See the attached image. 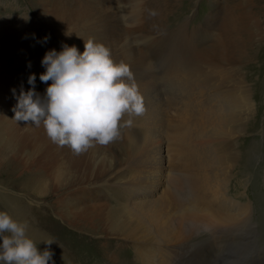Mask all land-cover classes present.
<instances>
[{
    "label": "bare ground",
    "instance_id": "obj_1",
    "mask_svg": "<svg viewBox=\"0 0 264 264\" xmlns=\"http://www.w3.org/2000/svg\"><path fill=\"white\" fill-rule=\"evenodd\" d=\"M78 1L67 0L62 14L48 16L44 13L53 1L41 0L36 4V10L43 11L36 14L41 23L26 18L24 24L15 26L12 20L4 31L10 35L19 32L23 39L51 33L81 53L84 40L92 38L110 49L115 62L121 51L127 55L117 63L124 61L130 66L144 97L145 112L133 117L130 127H122L119 138L76 155L68 146L53 143L43 126L32 125L28 130L35 142H45L38 153L40 160L53 153L45 167L54 157L71 159L62 171L70 178L65 179L63 191L57 195L64 203L61 219L70 225H82L91 232L87 241L97 247L108 237L116 239V249L107 253V258L92 261L90 250L78 255L43 231L37 221L41 216L31 207L26 211L34 224L18 212L21 202L12 207L6 200L3 205L11 207V213L6 211L26 223L27 235L32 239L39 243L48 238L57 241L50 246L40 243L42 251L46 247L52 250L55 264H131L121 258L127 249L135 255L134 264H240L242 259L252 257L256 248L250 246L253 241L247 240L248 231H252V220L247 217L251 210L247 211L246 201L228 194L229 177L211 170L224 167L231 174L246 156L243 139L257 125L258 108L252 99L243 96L244 79L238 76L241 71L235 65L247 50L250 20L263 11L253 10L252 0H211L215 8L204 21L191 24V11H183V18L174 25L170 17H174L178 6L171 1L89 0L95 10L92 13L85 4L77 6ZM191 1L196 6L198 0ZM110 6L130 20L126 21L128 25L119 29L118 22L108 23L112 19V13H107ZM74 10L81 15L70 28L69 12ZM130 29L139 35L133 37ZM259 35L261 43L264 32ZM127 47L129 51L124 50ZM152 61L160 65L158 73ZM141 66L146 70L141 71ZM6 85L16 92L15 96L0 98L5 113L17 104L21 89L17 82ZM250 120L255 124L247 125ZM43 197L41 194L40 200ZM171 199L179 204H172ZM16 211L19 214L15 218L12 214ZM201 228L203 236L198 231ZM227 236L240 239L225 242Z\"/></svg>",
    "mask_w": 264,
    "mask_h": 264
},
{
    "label": "rangeland",
    "instance_id": "obj_2",
    "mask_svg": "<svg viewBox=\"0 0 264 264\" xmlns=\"http://www.w3.org/2000/svg\"><path fill=\"white\" fill-rule=\"evenodd\" d=\"M39 1L41 0H0V98H9L13 96V92L6 85L7 82H17L20 86L23 85L24 90H29V88L32 87L27 82L30 74H36L35 91L43 96L48 85L41 82L39 79L40 74L46 71L41 61L47 51L55 49L59 52L62 50V45L65 44L63 41L61 42V40H56L51 33H46L38 37L29 36L23 39V37H19V32L10 35L4 31V29L11 24L12 20H14L15 26L24 24L26 18L30 21H38L41 23V21L36 18L37 13H43V11L36 10V4ZM48 1L50 3L51 1L54 2L48 5V13H44L48 16L51 15V13L62 14L66 9L67 0ZM167 1H171L178 6L174 12V17H176V19L173 16L170 17L171 19L173 18L172 22L174 21V25H176L180 17L183 18L184 12L186 13L189 11L192 13L190 23H201L215 8L211 0H198L196 6L191 0H162V2ZM80 4L88 6L90 10L89 13L95 12L89 0H79L77 6ZM252 4L253 10L263 12L257 15L255 17L256 19H251L257 21L258 30H256L255 21L253 23V21L250 20L246 38H254L252 40L250 38L248 39L247 50L243 58L244 61L236 62L235 68L240 69L241 74L238 76L241 77L240 79L245 80L242 81L243 88L241 91L243 89L245 90L243 96H248V100L252 99L258 108V116L256 117L257 125L256 127L254 125L253 128L249 130L250 134L246 136L245 140L243 139V142H245L244 145L246 146L243 152L246 156L243 160H239L231 169V174L228 173L227 168L224 167L211 170L212 173L218 172L221 177L228 176V194L234 196L236 199L246 201L247 211L248 209L251 210L250 212L248 211L247 217H250L253 221H251V227L254 232L251 230L248 231L247 240L253 241L250 246H255L256 254H253L252 257H248V259H242L240 264H264V116L262 115L264 111V40H262L261 43L258 41L260 32H264V9L262 10L264 0L262 2L252 0ZM127 5H129V2H127ZM110 9H112L111 12L109 11ZM113 10H115V12ZM107 13H112L110 17L113 19L108 23L118 22L119 24H116L119 29L124 28L125 24L130 21L127 17L124 18L121 14H118L113 6H110ZM69 14L71 21L68 23H70L69 27L72 28L78 23L77 18L81 13L78 10H74L73 12H69ZM125 15L127 14L125 13ZM252 25H254L253 29ZM130 35L134 37L139 34L131 31ZM46 36L49 37V39L47 42H44V37ZM131 40L133 41V38H131ZM132 44L135 47V43L132 42ZM206 45H210V42H207ZM146 49L148 55L153 58L152 52L148 48ZM124 50L129 51V48L127 47ZM163 53L165 55V51ZM120 54L118 61L122 57L127 56L122 54V51ZM137 54L138 53H136V55ZM29 62L31 63V67H28ZM152 63V65H156L155 71L158 73L160 65L156 63V61H152ZM138 65L139 64H137V66ZM147 65H149V63H146V67ZM141 68V71L146 70L145 66H141ZM48 83L51 82L49 81ZM13 117L14 112L12 109H9V111L5 113L0 107V211L7 210L11 213V207L8 208L9 210L4 207V203L7 201L10 203L8 206L12 207H17L22 203V206L17 210L18 212L21 211L28 223L34 224L31 216L26 211V208L31 207L30 209L34 214H37L38 217L41 216V220L37 221L40 225H43V231L53 236L64 245H67L71 250L75 251V253L84 255L85 252L90 250L93 256L92 261L97 257L101 259L107 258L106 254L116 249L114 246L116 239L108 237L102 242V245L97 247L94 243H89L87 241L88 238L90 240L89 235L91 232L82 228V225H70L61 219V207L64 203L62 204L61 201L57 199V195L63 191L62 185L65 184V179L69 180L70 178L69 174L63 175L62 171L71 163V159L69 157L68 159L67 156H58L59 158L54 157V160L51 161L52 163H48L49 166L45 167L47 162L53 157V153L45 157L44 161L43 159L40 160L38 153L42 149V144L45 145V142H35V139L32 138L31 135V137L29 136L30 133L28 130L29 127L32 126L30 122H16ZM250 121L247 125L251 126L253 123L255 124L253 120ZM22 139V149L19 150V143ZM38 163L40 165H38ZM42 167L45 168L42 169ZM79 170H81V168H79ZM44 192L46 193L44 194ZM40 193L44 196L43 200H40ZM170 202L172 204H179L178 200L172 201L171 199ZM18 212L16 211V213L14 212L12 215L16 218ZM198 231L201 233L200 236H203V228ZM226 235L229 234L226 233ZM224 238V241L226 240L228 242L230 240L234 241L240 239V237L237 236L233 238L227 236V238ZM252 238H254V240ZM33 240L37 243L39 250L42 251V247H40L38 240ZM49 250L52 251L51 249ZM223 252L224 251L220 254H223ZM121 258L132 261L131 264H134L136 260L133 251H129V249L121 254ZM52 259L54 260L55 258ZM53 260L50 261L49 264H53ZM99 262H103V260ZM0 264H3V262H0ZM56 264L59 263L56 262Z\"/></svg>",
    "mask_w": 264,
    "mask_h": 264
},
{
    "label": "clouds",
    "instance_id": "obj_3",
    "mask_svg": "<svg viewBox=\"0 0 264 264\" xmlns=\"http://www.w3.org/2000/svg\"><path fill=\"white\" fill-rule=\"evenodd\" d=\"M48 39L44 37V42ZM41 64L46 71L39 79L48 85L44 95L35 91L36 74H30L27 82L32 87L25 91L21 85L12 108L13 119L43 126L53 143L68 146L76 155L97 144L113 142L122 127H130L132 118L145 112L144 97L130 66L124 61L115 62L103 43L92 38L84 40L82 53L74 45L63 44L59 52L47 51ZM12 92L15 96L16 90ZM41 242L50 246L57 241L48 238ZM52 257L49 248L39 250L27 235L26 223L0 211V262L49 264Z\"/></svg>",
    "mask_w": 264,
    "mask_h": 264
}]
</instances>
